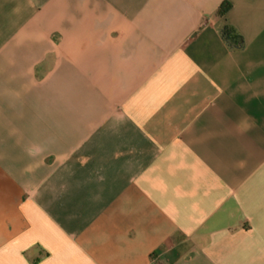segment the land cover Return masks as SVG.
<instances>
[{"label":"crops","instance_id":"0c3cea01","mask_svg":"<svg viewBox=\"0 0 264 264\" xmlns=\"http://www.w3.org/2000/svg\"><path fill=\"white\" fill-rule=\"evenodd\" d=\"M0 264H264V0H0Z\"/></svg>","mask_w":264,"mask_h":264},{"label":"trees","instance_id":"16d2710c","mask_svg":"<svg viewBox=\"0 0 264 264\" xmlns=\"http://www.w3.org/2000/svg\"><path fill=\"white\" fill-rule=\"evenodd\" d=\"M231 7V3L228 1H225L218 9L219 15H224ZM224 35L229 39H236V36L234 35V32L229 27H225L224 29Z\"/></svg>","mask_w":264,"mask_h":264}]
</instances>
